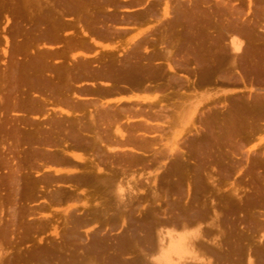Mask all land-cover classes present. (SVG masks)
I'll return each mask as SVG.
<instances>
[{
  "label": "rangeland",
  "instance_id": "374dc122",
  "mask_svg": "<svg viewBox=\"0 0 264 264\" xmlns=\"http://www.w3.org/2000/svg\"><path fill=\"white\" fill-rule=\"evenodd\" d=\"M74 1L0 0V264H264V95L252 83H264V0H153L151 21L168 25L159 48L185 56L189 89L192 60L199 64L205 125L168 152L184 149L189 160L171 165L194 172L129 176L136 188L107 193L108 216L124 222L118 232L109 223L92 232L89 193L41 189L51 182L41 176L43 147L29 149L26 123L11 114L16 62L46 43ZM6 158L18 167L17 192ZM199 208L203 232L184 221Z\"/></svg>",
  "mask_w": 264,
  "mask_h": 264
},
{
  "label": "crops",
  "instance_id": "0c3cea01",
  "mask_svg": "<svg viewBox=\"0 0 264 264\" xmlns=\"http://www.w3.org/2000/svg\"><path fill=\"white\" fill-rule=\"evenodd\" d=\"M152 2L69 3L68 16L55 25L46 43L13 68L18 104L11 114L26 123L29 149L43 147L41 176L51 177L41 189L89 193L92 232L102 223L115 232L122 229V217L115 222L108 216L112 205L106 195L129 185L136 188L127 177L195 171L171 165L189 160L184 149L168 152L172 143L203 132L199 64L192 60L194 85L189 89L185 56L159 48L169 39L168 25L151 21ZM257 5L251 3L254 12ZM248 21H255L254 16ZM235 34L248 43L245 35ZM252 83L257 95H264V83ZM36 129L43 131L37 140L31 135ZM50 201L62 202L54 196ZM97 210L104 212L103 220ZM184 221L194 231L200 222L203 232L206 212L194 209ZM254 260L258 264L257 256Z\"/></svg>",
  "mask_w": 264,
  "mask_h": 264
},
{
  "label": "bare ground",
  "instance_id": "6f19581e",
  "mask_svg": "<svg viewBox=\"0 0 264 264\" xmlns=\"http://www.w3.org/2000/svg\"><path fill=\"white\" fill-rule=\"evenodd\" d=\"M81 18V17H80ZM140 18V17H139ZM56 21V20H55ZM55 21H53V22H55ZM64 21V20H63ZM58 23V22H57ZM52 25V24H51ZM58 25V24H57ZM53 27V26H52ZM55 27V26H54ZM52 29H54V28H52ZM48 31V30H47ZM3 97V96H2ZM1 104V103H0ZM2 106V105H1ZM1 111V110H0ZM2 115V116H1ZM0 116L1 117H3V113H2V111L0 112ZM0 120H2V119H0ZM4 120V119H3ZM2 120V121H3ZM1 121V122H2ZM6 123V122H5ZM8 124V123H7ZM6 126V125H5ZM0 131H3V130H0ZM8 131H10V130H8ZM1 133H3V132H1ZM5 134V133H4ZM3 134V135H4ZM2 135V134H1ZM6 135L7 134H5V136H3V138L5 137L6 138ZM10 137H11V135H10ZM9 138V137H8ZM2 139V138H1ZM7 139V138H6ZM3 140V139H2ZM5 140V139H4ZM3 140V141H4ZM17 141V140H16ZM19 142V141H18ZM26 142V141H25ZM1 143V142H0ZM20 143V142H19ZM8 146V145H7ZM10 146V145H9ZM16 147V146H15ZM14 147V148H15ZM19 147V146H18ZM9 147H7V149H8ZM6 149V148H5ZM13 149V148H12ZM16 149V148H15ZM1 150V149H0ZM18 150V149H17ZM2 151V150H1ZM5 154H7L6 152H4ZM10 153V152H9ZM8 155V154H7ZM28 157V156H27ZM11 160H10V158H6L5 159V161H3V163L6 165V166H8V167H10V170H9V172H11L12 173V177L13 178H15V179H17V181L14 183V185L11 187V191H13V192H17L18 191V189L20 188V183H19V179H18V167L16 166V167H12V164H11V162H10ZM23 190V189H22ZM21 190V191H22ZM26 190V189H25ZM34 190V189H33ZM37 190V189H36ZM20 192V191H19ZM31 192V191H30ZM23 193H25V191H23ZM29 193V192H28ZM22 194V193H21ZM33 194H35V192L33 193ZM27 195V194H26ZM19 196H20V198H21V195H19L18 194V200H20L19 199ZM23 196H24V194H23ZM30 196V195H29ZM32 197V196H31ZM31 199V198H30ZM1 205V204H0ZM204 206V205H203ZM8 227V226H7ZM13 232V231H12ZM202 232V231H201ZM8 233V232H7ZM202 235V234H201ZM202 237V236H201ZM13 242V241H12ZM1 244V243H0Z\"/></svg>",
  "mask_w": 264,
  "mask_h": 264
}]
</instances>
